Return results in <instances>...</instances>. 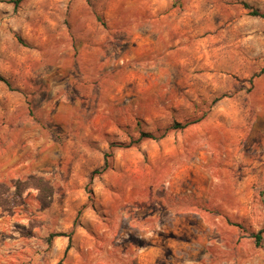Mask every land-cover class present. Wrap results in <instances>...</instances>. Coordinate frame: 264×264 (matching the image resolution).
<instances>
[{
  "label": "rangeland",
  "instance_id": "obj_1",
  "mask_svg": "<svg viewBox=\"0 0 264 264\" xmlns=\"http://www.w3.org/2000/svg\"><path fill=\"white\" fill-rule=\"evenodd\" d=\"M243 2L264 12L0 0V181L55 188L0 207V264H264V17Z\"/></svg>",
  "mask_w": 264,
  "mask_h": 264
},
{
  "label": "trees",
  "instance_id": "obj_2",
  "mask_svg": "<svg viewBox=\"0 0 264 264\" xmlns=\"http://www.w3.org/2000/svg\"><path fill=\"white\" fill-rule=\"evenodd\" d=\"M15 3L16 6H19L24 0H11ZM246 8L250 9V13L254 16H262L264 17V12H262L259 8H255L254 6L250 5L247 2H243ZM0 81L5 82L10 87L11 84L7 80L5 76L0 74ZM199 121V120H198ZM196 122H187V123H174L171 127L166 128L165 130L161 131L159 134L152 132V131H142L140 140L143 139H162L166 137L167 131L169 129H183L187 128L188 126L194 124ZM108 169V160L105 161L104 166L101 170H95L92 173V178L95 177L96 174H102ZM29 188H34L38 191V200L41 204V208L46 209L49 208L54 200L55 195V188L54 185L41 175H30L25 180H16L13 182L12 185H7L0 181V207L3 208L5 211L11 212L17 206L21 205L24 201V194ZM263 230H260L258 233H255L253 236L256 238L257 245L261 244L263 239L262 236ZM71 232H56L50 235L49 240L54 239L58 236H68L70 239L72 237Z\"/></svg>",
  "mask_w": 264,
  "mask_h": 264
},
{
  "label": "crops",
  "instance_id": "obj_3",
  "mask_svg": "<svg viewBox=\"0 0 264 264\" xmlns=\"http://www.w3.org/2000/svg\"><path fill=\"white\" fill-rule=\"evenodd\" d=\"M157 249H158L159 251L162 250L161 247H158ZM138 264H171V263H170V262H161V261L156 260V261H145V262H139Z\"/></svg>",
  "mask_w": 264,
  "mask_h": 264
}]
</instances>
